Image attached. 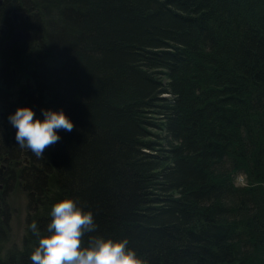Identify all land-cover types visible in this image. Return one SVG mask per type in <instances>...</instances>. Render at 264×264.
<instances>
[{
	"label": "trees",
	"instance_id": "1",
	"mask_svg": "<svg viewBox=\"0 0 264 264\" xmlns=\"http://www.w3.org/2000/svg\"><path fill=\"white\" fill-rule=\"evenodd\" d=\"M25 105L74 124L43 158L9 123ZM16 185L0 264H32L66 197L147 264H264V0H0V249Z\"/></svg>",
	"mask_w": 264,
	"mask_h": 264
},
{
	"label": "clouds",
	"instance_id": "2",
	"mask_svg": "<svg viewBox=\"0 0 264 264\" xmlns=\"http://www.w3.org/2000/svg\"><path fill=\"white\" fill-rule=\"evenodd\" d=\"M42 114L41 120L25 105L9 115V123L16 129L17 144L37 158H43L46 148L59 141V130L70 132L74 128L62 109H42ZM50 216L43 233L35 221L29 225L38 237V246L31 253L32 264H147L129 246L126 237L114 240L89 235L97 229L93 213L79 206L73 198L55 202Z\"/></svg>",
	"mask_w": 264,
	"mask_h": 264
},
{
	"label": "rangeland",
	"instance_id": "3",
	"mask_svg": "<svg viewBox=\"0 0 264 264\" xmlns=\"http://www.w3.org/2000/svg\"><path fill=\"white\" fill-rule=\"evenodd\" d=\"M18 73L17 89L24 87L27 84V77L25 74L20 71H18ZM29 83H31L30 80ZM243 179L244 177L242 175H237L235 183L243 185L245 183ZM7 202L11 210L10 233L8 239L3 243L0 249V258L4 257L9 249H20L22 247V238L25 230V217L27 213L26 195L19 185H16L9 193Z\"/></svg>",
	"mask_w": 264,
	"mask_h": 264
},
{
	"label": "water",
	"instance_id": "4",
	"mask_svg": "<svg viewBox=\"0 0 264 264\" xmlns=\"http://www.w3.org/2000/svg\"><path fill=\"white\" fill-rule=\"evenodd\" d=\"M17 16H18L17 13L13 14L14 19H17ZM26 36H27V34H26ZM23 37H24V35H23L22 31L16 30L14 32V35L10 39V42H19V41L23 40ZM27 87L29 89H31L33 87V85L31 83H29V78L27 79ZM36 117H37V115H36ZM23 150L25 151L26 149L23 148Z\"/></svg>",
	"mask_w": 264,
	"mask_h": 264
},
{
	"label": "bare ground",
	"instance_id": "5",
	"mask_svg": "<svg viewBox=\"0 0 264 264\" xmlns=\"http://www.w3.org/2000/svg\"><path fill=\"white\" fill-rule=\"evenodd\" d=\"M13 18H14V17H13ZM14 20H16V19H14ZM13 35H14V34H13ZM13 35H12V36H13ZM23 35H24V37H23V40H24V39L26 38V34H23ZM12 36L10 37V39L12 38ZM23 40H21V41H23ZM9 43H13V42H10V40H9L8 44H9ZM26 86H27V84H26ZM27 88H28V87H27ZM28 89H29V88H28ZM31 89H32V88H31ZM35 115H36V114H35ZM37 117L39 118V116H37ZM23 152H26V150H25V151L23 150Z\"/></svg>",
	"mask_w": 264,
	"mask_h": 264
},
{
	"label": "flooded vegetation",
	"instance_id": "6",
	"mask_svg": "<svg viewBox=\"0 0 264 264\" xmlns=\"http://www.w3.org/2000/svg\"><path fill=\"white\" fill-rule=\"evenodd\" d=\"M28 79V78H27Z\"/></svg>",
	"mask_w": 264,
	"mask_h": 264
}]
</instances>
